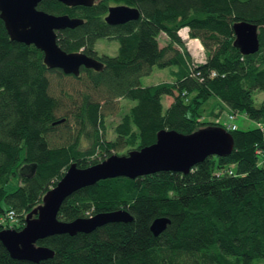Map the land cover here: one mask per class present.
I'll use <instances>...</instances> for the list:
<instances>
[{
    "label": "trees",
    "instance_id": "trees-1",
    "mask_svg": "<svg viewBox=\"0 0 264 264\" xmlns=\"http://www.w3.org/2000/svg\"><path fill=\"white\" fill-rule=\"evenodd\" d=\"M112 3L135 5L140 16L109 23ZM38 7L83 17L58 30L67 51L99 57L95 44L103 37L118 47L99 57L100 70L65 73L47 66L35 44L11 38L0 17V229L23 227L72 161L86 166L115 149L139 148L160 128L187 133L220 124L231 131L234 148L206 156L188 172L119 175L82 186L63 200L60 219L117 208L132 219L39 238L54 254L38 262L12 257L0 240V264H264V97L255 100L256 90H264V0H41ZM238 20L258 24L256 51L243 53L234 44ZM183 26L203 43L204 61L187 49L178 33ZM153 66L168 67L171 78L142 84ZM67 75L78 84H65ZM165 95L172 97L166 106ZM121 97L136 102L107 138L106 108ZM225 111L230 122L221 121ZM239 112L255 124L238 127L232 119ZM158 216L170 222L155 234L151 222Z\"/></svg>",
    "mask_w": 264,
    "mask_h": 264
},
{
    "label": "water",
    "instance_id": "water-1",
    "mask_svg": "<svg viewBox=\"0 0 264 264\" xmlns=\"http://www.w3.org/2000/svg\"><path fill=\"white\" fill-rule=\"evenodd\" d=\"M41 0H0V17L11 38L33 43L43 51V59L49 67H59L65 73L80 74L82 66L102 69L103 60L89 55L83 49L67 51L57 41L58 30L74 27L83 17L68 13L49 12L38 7ZM68 5H91L95 0H60ZM140 16V9L126 3L110 4L105 20L122 23ZM234 44L243 53L259 48L258 24L248 20L233 23ZM63 119V118H62ZM234 148L230 130L220 124H208L191 132L174 128H160L153 142L126 153L113 152L95 163L79 166L72 161L61 178L51 186L42 201L25 215L21 228L0 229V240L12 257L38 262L53 256L54 249L37 243L39 238L61 232L91 231L98 225L114 220H130L132 214L126 208H117L64 220L58 217L63 200L76 189L99 179L137 175L158 170L188 172L196 163L211 154L226 155ZM168 216H158L151 222V229L159 233L168 223Z\"/></svg>",
    "mask_w": 264,
    "mask_h": 264
},
{
    "label": "rangeland",
    "instance_id": "rangeland-1",
    "mask_svg": "<svg viewBox=\"0 0 264 264\" xmlns=\"http://www.w3.org/2000/svg\"><path fill=\"white\" fill-rule=\"evenodd\" d=\"M179 33V32H178ZM180 34V33H179ZM181 38L184 40L187 49L192 53L193 57L201 58L202 55L205 54L204 51V46L203 43L200 42L203 46L202 49L199 48V51H195L193 48L200 47L201 44L197 39H192V41L187 42V40L180 35ZM166 39V36L164 33L160 35V43H163ZM196 41V42H194ZM201 41V40H200ZM192 45V46H191ZM117 47H118V42L115 39H109V38H100L97 40L95 44V48L98 52V54H104V53H109V54H115L117 52ZM198 49V48H197ZM196 52V53H193ZM171 78V75L169 73V68L168 67H158V66H153L152 70L150 73L145 74L141 76V83L142 84H150V83H156L164 79H169ZM63 82L65 84H78V81H76L74 78L71 76H64L62 78ZM77 82V83H76ZM264 97V90H256L255 92V100L256 103H259L262 98ZM172 100L171 96L165 95L163 96V102L165 106L170 103ZM136 102V100L121 97L116 101V103L109 104V106L106 108V116H105V123H106V132L105 136L107 138H113L115 136V130L114 126L115 124L121 119L122 115L128 111V109ZM115 104L117 105L115 110L112 111L113 107H115ZM221 121L224 122H230L231 120L228 117L227 112H222L221 114ZM233 122H235L238 127L245 128L247 126H252L255 124V121L253 119H250L244 112H239L235 118L232 119ZM61 126V125H60ZM62 127H58L56 132H61ZM89 141L86 139V137L82 136L81 139V145L82 146H87ZM128 147H123L121 149H115L113 152L117 153H125L127 151ZM131 149V148H130ZM264 260V259H262Z\"/></svg>",
    "mask_w": 264,
    "mask_h": 264
},
{
    "label": "built area",
    "instance_id": "built-area-1",
    "mask_svg": "<svg viewBox=\"0 0 264 264\" xmlns=\"http://www.w3.org/2000/svg\"><path fill=\"white\" fill-rule=\"evenodd\" d=\"M186 30L187 31V34H188V37L187 38H185L186 40H187V42H190V41H192V39H197V40H199L200 41V39L198 38V37H190L189 36V27L188 26H183V27H181L180 29H179V33H180V35H182V30ZM183 36V35H182ZM201 42V41H200ZM198 48V49H197ZM196 49L195 48H193L196 52L197 51H199V48L200 49H202L203 48V46L201 45L200 47H197ZM196 52H193V53H196ZM194 60L195 61H204L205 60V54L204 55H202V57L199 59V58H197V57H194ZM213 73H214V71H213ZM232 116V115H231ZM231 127H233V128H235L236 126H235V124H232L231 125ZM13 217H14V211L13 210H10L9 211V213H8V218L9 219H13Z\"/></svg>",
    "mask_w": 264,
    "mask_h": 264
},
{
    "label": "bare ground",
    "instance_id": "bare-ground-1",
    "mask_svg": "<svg viewBox=\"0 0 264 264\" xmlns=\"http://www.w3.org/2000/svg\"><path fill=\"white\" fill-rule=\"evenodd\" d=\"M182 35H183V37H185V38H187L188 37V34H187V31L186 30H182ZM194 42H196V41H194ZM197 43V42H196ZM197 45H198V43H197ZM192 46V45H191ZM196 49V48H195Z\"/></svg>",
    "mask_w": 264,
    "mask_h": 264
},
{
    "label": "flooded vegetation",
    "instance_id": "flooded-vegetation-1",
    "mask_svg": "<svg viewBox=\"0 0 264 264\" xmlns=\"http://www.w3.org/2000/svg\"><path fill=\"white\" fill-rule=\"evenodd\" d=\"M98 1H100V0H95L94 1V3H96V2H98ZM112 4H117V3H112ZM107 12H108V9H107ZM107 12H106V14H107ZM99 55V57L102 55V54H98ZM97 58H99L98 56H96ZM100 59V58H99Z\"/></svg>",
    "mask_w": 264,
    "mask_h": 264
}]
</instances>
